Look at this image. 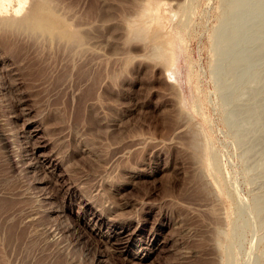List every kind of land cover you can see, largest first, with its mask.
<instances>
[{
	"label": "rangeland",
	"instance_id": "rangeland-1",
	"mask_svg": "<svg viewBox=\"0 0 264 264\" xmlns=\"http://www.w3.org/2000/svg\"><path fill=\"white\" fill-rule=\"evenodd\" d=\"M36 4L0 18V264H264V0Z\"/></svg>",
	"mask_w": 264,
	"mask_h": 264
},
{
	"label": "bare ground",
	"instance_id": "bare-ground-1",
	"mask_svg": "<svg viewBox=\"0 0 264 264\" xmlns=\"http://www.w3.org/2000/svg\"><path fill=\"white\" fill-rule=\"evenodd\" d=\"M25 3H26V0H0V18L1 17H4V16H8L9 14H11L12 15V19H10V21H9V23L10 22H14L15 24H17L18 22H19V24L21 23L22 25H24V27L26 26V25H28V24H31V25H41V26H45L46 28H52L51 30H53V28L55 29H57V23H54V24H52L51 23V21H49V20H47L46 19V17H44V15H43V13H42V9L40 8V6H38L37 4V9H35V8H33V9H31V10H29L28 12L26 11V13H25V11H23V7H24V5H25ZM41 5V4H40ZM31 8V7H30ZM43 8V7H42ZM22 11H23V14L25 13V15L22 17V18H20L21 17V15H23L22 14ZM5 18V17H4ZM10 18V17H9ZM9 18H8V20H9ZM20 18V19H19ZM6 20H7V18H6ZM6 20H3L2 22H5V24L8 22V20H7V22H6ZM0 22H1V19H0ZM56 25V26H55ZM134 25V24H133ZM132 25V26H133ZM140 25V24H139ZM144 25V24H143ZM134 27V26H133ZM137 28H138V26H137ZM136 28V29H137ZM140 28V27H139ZM134 29V28H133ZM143 31H145V35H147L146 34V30H145V27L142 29ZM136 31H138V30H136ZM140 31V30H139ZM135 32V31H134ZM133 32V33H134ZM137 33V32H136ZM135 34V33H134ZM138 34V33H137ZM141 34V33H140ZM143 35V33L141 34V36ZM155 36V35H154ZM157 36V35H156ZM154 38V37H153ZM152 39V38H151ZM159 48V47H158ZM159 50H160V48H159ZM164 53V52H163ZM164 55H166V54H164ZM163 55V56H164ZM164 58V57H163ZM162 58V59H163ZM168 60V59H167ZM170 60H172V59H170ZM195 147H197V149L199 148L198 147V144H197V146H195ZM196 149V150H197ZM197 151H199V150H197ZM196 152V151H195ZM200 153V152H199ZM201 155V154H200ZM195 157H197V156H195ZM200 158V157H199ZM198 159V158H197ZM198 161H200L199 159H198ZM202 162V161H201Z\"/></svg>",
	"mask_w": 264,
	"mask_h": 264
}]
</instances>
